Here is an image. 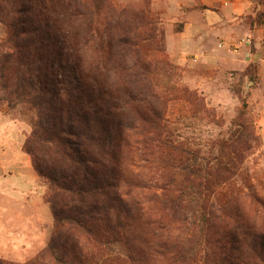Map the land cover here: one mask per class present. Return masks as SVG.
Returning a JSON list of instances; mask_svg holds the SVG:
<instances>
[{"label":"trees","instance_id":"1","mask_svg":"<svg viewBox=\"0 0 264 264\" xmlns=\"http://www.w3.org/2000/svg\"><path fill=\"white\" fill-rule=\"evenodd\" d=\"M119 15L111 0H0V101L34 113L24 150L49 183L56 228L71 230L38 264H198L202 239L203 264H264V197L249 198L259 222L213 200L245 135L205 164L163 137L159 95L139 84L146 67L127 63L138 41L113 27ZM112 245L126 254L98 257Z\"/></svg>","mask_w":264,"mask_h":264},{"label":"rangeland","instance_id":"2","mask_svg":"<svg viewBox=\"0 0 264 264\" xmlns=\"http://www.w3.org/2000/svg\"><path fill=\"white\" fill-rule=\"evenodd\" d=\"M111 2L120 12L113 27L138 41L140 56L130 54L127 63L145 66L139 84L159 95L163 137L205 164L221 155V143H231L233 133L245 135L249 149L235 174L215 187L213 200L259 222L260 210L249 198L264 197V0ZM9 33L0 20V45ZM33 118L22 105L0 101V263L38 264L51 240L71 231L56 228L49 183L24 150ZM180 151L174 157L183 156ZM160 156L156 162L165 169L168 156ZM205 244L202 239L198 264ZM109 249L98 257L126 254L120 245Z\"/></svg>","mask_w":264,"mask_h":264},{"label":"crops","instance_id":"3","mask_svg":"<svg viewBox=\"0 0 264 264\" xmlns=\"http://www.w3.org/2000/svg\"><path fill=\"white\" fill-rule=\"evenodd\" d=\"M0 194H2V193H0Z\"/></svg>","mask_w":264,"mask_h":264}]
</instances>
